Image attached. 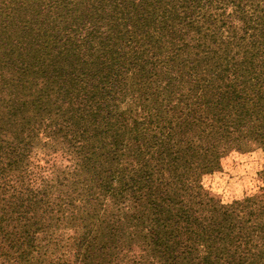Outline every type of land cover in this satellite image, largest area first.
Segmentation results:
<instances>
[{
    "label": "trees",
    "instance_id": "trees-1",
    "mask_svg": "<svg viewBox=\"0 0 264 264\" xmlns=\"http://www.w3.org/2000/svg\"><path fill=\"white\" fill-rule=\"evenodd\" d=\"M257 149L264 0H0V264H264Z\"/></svg>",
    "mask_w": 264,
    "mask_h": 264
},
{
    "label": "rangeland",
    "instance_id": "rangeland-1",
    "mask_svg": "<svg viewBox=\"0 0 264 264\" xmlns=\"http://www.w3.org/2000/svg\"><path fill=\"white\" fill-rule=\"evenodd\" d=\"M60 162L66 164L63 160ZM201 184L221 204H229L253 193L264 192V155L260 149L231 153L223 159L219 171L205 176ZM69 234V231L63 234V242Z\"/></svg>",
    "mask_w": 264,
    "mask_h": 264
}]
</instances>
